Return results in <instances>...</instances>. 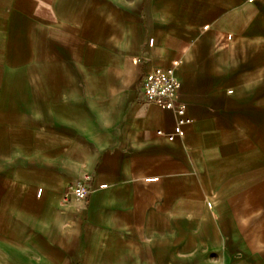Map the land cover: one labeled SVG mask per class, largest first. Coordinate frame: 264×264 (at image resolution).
I'll use <instances>...</instances> for the list:
<instances>
[{
  "label": "crops",
  "instance_id": "obj_1",
  "mask_svg": "<svg viewBox=\"0 0 264 264\" xmlns=\"http://www.w3.org/2000/svg\"><path fill=\"white\" fill-rule=\"evenodd\" d=\"M155 67L181 83L174 140L142 92ZM7 74L58 160L34 204L0 205V264H54L55 245L61 264H264V0H0ZM84 172L87 200L43 194Z\"/></svg>",
  "mask_w": 264,
  "mask_h": 264
},
{
  "label": "rangeland",
  "instance_id": "obj_2",
  "mask_svg": "<svg viewBox=\"0 0 264 264\" xmlns=\"http://www.w3.org/2000/svg\"><path fill=\"white\" fill-rule=\"evenodd\" d=\"M5 79V87L0 88V205L13 204L14 198H20L23 208H28L36 202L40 181L45 183L48 178L45 172L47 168L57 167L58 153L39 151L41 147L31 142L30 122L20 119L23 115L15 109L9 97L13 91L12 75H5ZM66 190V187H44L43 194L53 193L65 204L71 200L63 201ZM27 232L30 236L33 233L29 229ZM42 243L44 246L45 239ZM52 252L54 264H61V252L56 245ZM99 261L98 257L93 262L83 264H100Z\"/></svg>",
  "mask_w": 264,
  "mask_h": 264
},
{
  "label": "built area",
  "instance_id": "obj_3",
  "mask_svg": "<svg viewBox=\"0 0 264 264\" xmlns=\"http://www.w3.org/2000/svg\"><path fill=\"white\" fill-rule=\"evenodd\" d=\"M180 87L181 83L173 67H155L144 74L141 82L143 95L148 102L176 113L174 130L167 134L169 140L182 137L185 134L184 126L190 121L186 115V105L179 98ZM157 133L164 132L158 130ZM90 179V174L82 173L75 182L68 185L63 194V201L67 202L72 197L79 201L87 200Z\"/></svg>",
  "mask_w": 264,
  "mask_h": 264
}]
</instances>
